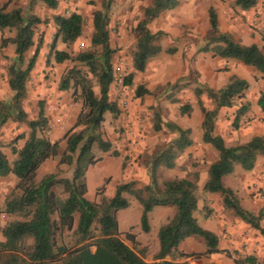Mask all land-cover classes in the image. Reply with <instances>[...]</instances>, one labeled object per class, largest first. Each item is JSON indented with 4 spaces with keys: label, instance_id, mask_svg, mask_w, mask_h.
<instances>
[{
    "label": "trees",
    "instance_id": "trees-1",
    "mask_svg": "<svg viewBox=\"0 0 264 264\" xmlns=\"http://www.w3.org/2000/svg\"><path fill=\"white\" fill-rule=\"evenodd\" d=\"M259 1L235 0L234 5L242 11H249ZM38 3L50 10H56L59 4L58 0H28L27 13L21 8L8 10V3L0 5V31L14 32L13 37L1 40L2 47L14 46V58L7 69V84L12 96L7 101H0V130L9 121L25 124L29 130L27 136L20 137L24 139L22 146L11 148L15 156L12 163L4 154L0 142V176L12 174L18 180L14 190L6 197L4 208L0 210V219L2 215L15 218L4 224L0 220V264H189V259L222 252L218 249L217 236L199 227L193 217L199 201L196 194L199 175L194 173L190 178L158 182L159 168H173L175 160L194 145L190 128L184 129L170 122L162 124L158 115L155 117L154 130L158 132L165 127L176 136L150 156L146 164L148 183L140 189L134 188V181L120 184L110 198L99 189V202L86 198V173L97 162L93 148L97 146L102 152L112 148V144L104 140L102 134L106 114L115 117L119 113L117 103L112 102L109 96L116 75L113 66L116 50L110 46V0H104L102 8L92 13L91 49L84 52L70 54L57 49L59 42L70 47L82 36V16L71 13L53 17L56 30L45 65L49 64L51 56L57 64L66 61L74 63L62 75L58 89H73L74 93L79 91L82 109L74 125L63 136L66 146L59 159L60 165L72 167L71 176L47 174L36 180L39 167L57 157L60 150V143L51 142L44 134L49 123L44 103L38 102V114L33 120L28 119L24 110L27 83L36 66L41 42L29 58L26 54L35 45L37 27L44 23L31 13ZM178 5L179 0H152L143 10L142 18L133 29L136 45L132 53V71L123 79L124 86H132L136 74L144 73L149 62L162 51L159 42L164 33L151 32L148 24ZM207 14L209 31L199 52H211L220 59L238 61L264 78V36L261 46L243 45L230 34L219 32L217 13L213 6L208 8ZM93 80L98 94L93 89ZM248 87L246 80L233 76L220 89H195V97L203 114L202 142L218 152V158L207 167L203 191L218 195L224 212L231 213L264 237V228L261 227L264 207L258 214L245 210L240 205L237 193L223 183V178L233 173L237 165L243 171L250 172L261 157L264 168V137L254 136L244 144L227 146L223 138L215 134L218 112L231 108L236 100H244ZM134 93L136 98H142L149 91L137 85ZM203 94L212 101V109L205 108L200 98ZM257 106L264 113V91L258 96ZM190 110L189 105L180 108L182 114ZM246 111L247 105H242L235 112V127H238ZM126 193L134 196L142 207L140 226L144 232L150 229L148 214L154 207L176 208L173 219L158 230L159 250L153 255L152 262L145 261L147 248H138L134 234L127 233L125 236L130 246L120 238L117 213L129 206L123 197ZM193 236L203 239L206 251L198 254L179 251L180 243ZM225 253L234 264H257L254 256L240 258L237 252L234 255L228 251Z\"/></svg>",
    "mask_w": 264,
    "mask_h": 264
},
{
    "label": "rangeland",
    "instance_id": "rangeland-1",
    "mask_svg": "<svg viewBox=\"0 0 264 264\" xmlns=\"http://www.w3.org/2000/svg\"><path fill=\"white\" fill-rule=\"evenodd\" d=\"M103 1L71 0L65 2L58 0L59 4L56 10H50L40 3L34 5L31 10V13L40 17L44 23L37 27L34 37L35 45L26 54V57L29 58L36 45L41 42L36 66L27 83L28 95L24 102V110L28 119L33 120L38 114V102L42 101L49 120L44 134L51 142L60 143L59 155L43 163L37 170V181L47 174H56L60 177L71 176L72 167L60 165L59 159L66 146L63 136L74 125L76 117L82 109L79 91L74 93L73 89L67 91L58 89L62 75L73 67L74 63L66 61L57 64L51 56L49 64L45 65L49 46L56 30L53 17L55 15L68 16L71 13L82 16L84 19L82 36L70 47L59 42L57 49L70 54L84 52L91 49L92 13L102 8ZM151 1L110 0V46L116 50L113 56L116 75L109 96L112 102L117 103L119 113L115 117L106 114L102 126L103 139L112 144L111 150L102 152L97 146L93 148L97 162L90 166L86 173V198L93 202H99L101 196L99 189L103 190L104 196L110 198L120 184L134 181V188L144 187L148 183L145 180L149 181L146 164L150 156L176 136L165 127L158 132L154 130L156 115L160 117L162 124L170 122L184 129L201 130L203 114L195 97V89L209 86L212 89L213 87L214 89L220 88L227 83V77L233 73L246 80L249 87L245 91L244 100H236L231 108L224 109L222 113L218 112L216 123L219 119L221 120V125L218 126L222 129L220 130L225 138V144L235 146L244 144L254 136L264 137V114L259 112L254 101L260 92L264 91V78L259 73L231 60L212 62L211 59L213 60L214 57L211 53L203 54L208 63H202L204 71L202 79V73L195 69L194 63L200 53L199 49L205 44L208 35L206 25L208 7L213 6V3L220 2L223 9L227 6L233 10L235 8L231 6L233 0H179L177 8L164 12L151 21L148 24L151 32L161 31L164 33L159 42L162 51L149 62L144 73L136 74L132 86L123 85V79L132 71V53L136 45L133 29L142 18L143 10L151 4ZM27 2L28 0H0V5L8 3V10L21 8L24 13H27ZM260 4L261 6L251 15L242 16L239 20V26L236 27L234 34L241 44L248 41L247 34L249 32L252 41H256L259 46L262 45L261 38L264 36V27L255 21L261 14H264V1H261ZM233 11L235 12V10ZM223 25L228 26V23L225 21ZM174 34L177 36L175 37ZM13 36V31H0V101H7L12 96L7 84V69L14 58V46L2 47L1 40ZM171 50L174 51L171 52ZM137 85L147 87L149 94L142 98H136L134 90ZM93 89L98 94L94 80ZM200 98L205 108H213L212 101L208 100L205 94ZM184 105H189L191 110L182 114L180 108ZM240 105H247L249 111L240 119L238 127H235L234 112L240 108ZM28 132L25 124L10 121L1 128L2 150L10 163L15 159L11 148H20L24 142V139L20 137L27 136ZM191 137L197 139L196 134L194 136L191 134ZM197 140L199 141V138ZM217 158L216 149L210 145H204L201 141L200 145L195 144L186 149L175 160L173 168L160 167L157 171V179L159 183H162L175 178H190L191 174L197 173L199 179L196 194L199 201L197 209L193 212V217L199 227L212 232L220 239L222 227L216 219L222 211L221 200L216 194H213L215 195L214 199H207L205 194L208 193L203 191L204 182L201 181V177L207 174L208 165ZM255 168L257 170H255L253 178L243 179L241 176L243 170L237 165L233 173L223 178V183L225 187L237 193L242 208L253 214H258L264 204V173L262 172L264 168L261 157L257 159ZM17 182V178L12 174L6 177L0 176V210L4 208L5 199L14 190ZM123 197L128 201L129 206L117 213L120 238L130 246L125 236L127 233H132L141 246H152L157 240L161 223H165L166 217H168L167 222L173 219L176 208L173 206L153 208L148 214L150 229L148 232H144L140 226L142 214L140 203L131 194L126 193ZM227 214L235 224V217L229 212ZM13 219L15 218L2 215L0 220L4 224ZM0 240H2L1 235ZM30 243L29 241L28 244ZM180 248L187 253L198 254L206 251L203 239L196 236L181 242ZM234 252H232L233 255ZM244 256V254H240L238 257ZM206 257L189 259L188 262L189 264H207V262H203Z\"/></svg>",
    "mask_w": 264,
    "mask_h": 264
},
{
    "label": "crops",
    "instance_id": "crops-1",
    "mask_svg": "<svg viewBox=\"0 0 264 264\" xmlns=\"http://www.w3.org/2000/svg\"><path fill=\"white\" fill-rule=\"evenodd\" d=\"M261 1H264V0H260L257 3V5L255 7H253L252 9H250L249 11H242L239 7H236L234 5L235 0H233L231 6L235 7L233 9V10H235V12L232 10V8H228L227 6L225 7V9H223V7L220 6L221 5L220 2H218L219 4L218 3H213V7L215 8L216 13H217L219 32L220 33H228L234 38L235 41L239 42V39L234 34V31H236V27L239 26L240 18H242V16L245 17V15H247V14L251 15L255 10L258 9L259 6H261V4H260ZM238 14H240V15H238ZM250 19H251V16H250ZM263 19H264V14H261L260 17L255 19V21L258 24H260L261 27H264ZM225 21L228 23V26H224L223 25V22H225ZM206 25H207V28H208V31H209L208 14H207ZM174 36L176 37L177 35L174 34ZM247 36L249 37V39H247L248 41H244L245 43H243V45H250V44H256L257 45L256 41H252L251 35L249 34V32H248ZM207 53H211V52H207ZM203 54H206V53L200 52L198 54V57L196 58L197 61L194 63L195 64V69L197 71H200V73H202L201 74V79L203 78V75H204L203 74L204 71H203L202 63H204V62L208 63L207 58L205 59V55H203ZM212 57H214L213 60L210 58L212 62H216V61H230V60H223V59H220L218 57H215V56H213V54H212ZM231 61H234V60H231ZM216 63H219V62H216ZM234 63H238V65H240V66L248 67V66H245V65L241 64L238 61H235ZM205 65L207 66L209 64H205ZM248 68H251V67H248ZM233 76H235V77H237L239 79H243V78H240L239 75H236V74L233 73L229 77H227V82ZM220 88H215V89H220ZM146 89H148V88L146 87ZM213 89H214V87H213ZM257 100H258V97L254 100L255 104H256V107L258 108V110H259V112L261 114H264V113L261 112V110L257 106ZM241 106L242 105H240V107ZM223 110L224 109H221L219 111V113H222ZM248 111L249 110H248V107H247V111H246V113L243 116H245L248 113ZM243 116H241V118ZM234 118H235V112H234ZM218 125H221V120L220 119H219V121H217V123H215V134L220 135L223 138L224 142L226 143L225 138L222 135V131H221L222 129ZM191 131H192V135L193 136L196 134L197 139L199 138V141L197 139H194V138L192 139L193 142H194V145L195 144H199L200 145L201 141H202V137H201L202 130L195 131V130L191 129ZM204 145H208V144L204 143ZM255 170H257V168H254L250 172L243 171L241 173V176L243 177V179H245V178H250L251 179V178H253ZM262 172L264 173V169L262 170ZM206 178H207V174H205L204 176L201 177V181L205 182ZM145 181H146V183L148 182L147 180H145ZM205 196L207 197V199L211 200V199H214L215 195H213V194H205ZM218 198H219V196H218ZM159 207H162V206H159ZM262 207H264V204L262 205ZM167 218L168 217H166L165 223H161L160 227L170 221L169 220L167 222ZM216 220L222 227V229H221V232H222L221 238L220 239L218 238V249L220 251H222V252L207 256L206 258L203 259L204 263L207 262V264H234L232 259L228 258L225 252L228 251V252L232 253V252L236 251L238 253L237 256H239L240 254H244L245 256H247V255L254 256L257 259V264H264V237L258 231L252 229L250 226L246 225L245 223H243L238 218L234 219V220H236L235 221L236 223L234 224L232 222L231 217L229 216V214H227V212H224L223 210L221 211V213H219V217ZM261 227L264 228V219L261 221ZM187 239H189V238H187ZM187 239H185L184 241H187ZM139 247H146L147 248V255L145 257V261L152 262L153 261V255H155L158 252V250H159L158 239L153 243L152 246H141L139 244ZM178 249H179V251L187 253L183 249L181 250L180 245H179ZM223 251H225V252L223 253ZM240 258H242V257H240Z\"/></svg>",
    "mask_w": 264,
    "mask_h": 264
}]
</instances>
